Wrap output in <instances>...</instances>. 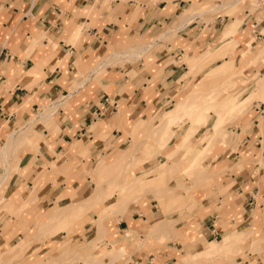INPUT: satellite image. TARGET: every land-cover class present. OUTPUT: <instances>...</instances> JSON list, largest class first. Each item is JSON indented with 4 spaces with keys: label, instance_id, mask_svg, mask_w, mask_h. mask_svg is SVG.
I'll return each mask as SVG.
<instances>
[{
    "label": "crops",
    "instance_id": "crops-1",
    "mask_svg": "<svg viewBox=\"0 0 264 264\" xmlns=\"http://www.w3.org/2000/svg\"><path fill=\"white\" fill-rule=\"evenodd\" d=\"M242 1L0 0V149L57 107L27 133L31 143L23 138L0 160V264H264V97L257 92L264 33L250 0ZM195 57L203 61L191 70L185 58ZM223 63L232 70L207 78ZM231 80L235 87L219 91ZM213 91L217 99L200 109L257 97L226 116L217 137L207 133L218 122L212 111L191 137L167 186L189 189L192 201L183 194L179 207L167 196L164 211L152 191L101 220L123 183L111 186L118 176L110 167L99 176L100 161L133 142L140 151L148 142L147 155L164 161L190 122L159 149L153 119L190 93ZM206 138V176L189 180L183 171ZM97 194L99 206L81 216L52 215ZM163 222L167 233L146 239ZM234 234L243 241L230 257L187 261ZM112 247L123 251L115 260L105 258Z\"/></svg>",
    "mask_w": 264,
    "mask_h": 264
},
{
    "label": "rangeland",
    "instance_id": "rangeland-1",
    "mask_svg": "<svg viewBox=\"0 0 264 264\" xmlns=\"http://www.w3.org/2000/svg\"><path fill=\"white\" fill-rule=\"evenodd\" d=\"M236 1L237 0H231V2H229V4L233 5V4H235ZM250 3L252 6L251 8L254 9L253 13H255V15L257 17V21L259 23H261L263 26V28H262L263 32L262 33H264V0H250ZM238 7L239 6L232 8L229 13L232 14L236 9H238ZM197 61L201 64L203 61V57L201 58V60H198L197 57L185 58V62H187L189 64L191 70H195V67L198 66V65L197 66H191V65L197 63ZM200 68H201V66H200ZM216 70H218L220 72V75L222 76L223 74H226L232 70V64L223 63V65L216 68ZM208 75H207V77H208ZM235 85H236V83L234 82V80H231L230 82L225 84L223 87H221V89L219 91H222L225 89H231V88L235 87ZM257 92H259L264 97V81L263 80L260 81V83L258 84ZM257 92L256 93L253 92L249 96H244L242 98V100H241L242 102H240V104H237V101L239 100L238 96L237 97L230 96L223 103L218 104L217 107H210V108L207 107L205 109H201L202 111H205V113H207V115L205 114L203 116V121H202L203 126L207 123L210 111L216 113L218 116V122L213 126L212 130H209L207 132L208 138L210 135L209 133H211V135H214L215 137H217L218 136L217 134L221 128V125H222L224 118L226 116H229V117L232 116L237 111L242 110L251 101L256 99ZM193 93H195V92H193ZM219 93L220 92L214 93V91H213L212 93H208V94H212V95L216 94L219 96ZM206 98H208V97L205 96V99L204 98L202 100L199 99L198 102H202V101L204 102V100H206L205 101V104H206V103H212L216 100V99L210 100V99H206ZM190 102H191V99L188 101L187 104H189ZM186 108H187V105H186ZM192 109H195V107H192ZM166 112L167 111L163 112L162 114H159L153 120L158 122L159 120L162 119V117L166 114ZM157 125H158V123H157ZM139 127L140 126H137L134 129V132L137 131V129H139ZM208 138H206L204 141L201 142L202 145H204V143L207 142V144H205L207 149H205V153L202 155V161H204V158L207 155L208 151L210 150V146L212 143V142L210 143V141L208 142V140H207ZM27 140L30 141L28 138H27ZM225 140L226 139L220 140V142L224 143ZM30 143H31V141H30ZM132 144H134V142ZM129 152H130V148L122 154V157L123 158L127 157ZM118 158L119 157L116 156L112 161H110L108 159H102L100 161V166H99L100 172L98 175H104V170L109 168V167L113 172L115 170L114 169L115 168L114 162ZM149 160L152 161V164H153L152 166L154 168L160 163V160H158V159L156 160L155 158H150ZM161 160H163V159H161ZM102 164H105V165L102 166ZM199 169H200V171L198 170V172H196L194 174V176L192 174L191 178L189 177L188 179L195 181V179L200 180V179L204 178L206 176V169L202 165ZM131 171L132 170H130L126 174L127 176L125 175L123 177L125 180H128V179H130L136 175H139V173H133ZM170 173L171 172L168 169H164V168H160V167H156L155 169H149V173L141 175L140 180H137L136 182L132 183L133 185L130 188L129 193H127L129 196H127V197L117 196L116 202L112 203L110 207H108V208L104 207L103 209L100 210V212H99L100 219L103 220L106 217H112L117 212H123V210H126V209L128 210L130 205H132V204H137L138 202H142V201L146 202V200L143 199V195L147 194V193H152V191L155 192V194H156L155 197L160 202L163 210L165 209L164 207L168 204L167 203L168 200H166L167 196L170 197L169 199H170V201H172L174 203V205H178V206L182 205V203L185 200L182 197L183 194H186L188 196L189 200L192 201V197L189 194V191H190L189 189H184L181 187L171 188V187L167 186V182H170L171 177H172V176H170ZM92 179H94L93 182H95V184H96L97 179H95L93 176H92ZM118 181H120L119 178H118ZM119 189H120V187H119ZM144 189H146V193L142 192V190H144ZM166 194H168V195H166ZM164 195H166V196H164ZM69 206L71 208L70 207L62 208L63 210L58 208L57 210H54V212L52 214L53 217L56 218V217H59L60 215L69 216V217L81 216V215L87 213L89 210L98 207L99 206V199L96 200V199L91 198L88 201L81 203L79 205H69ZM174 207L176 208V206H174ZM167 226H168V224L166 222H163L162 224H158V225L155 224L154 228H151L149 230V232L146 236V239H148L149 237H152V236H154L160 232L167 233ZM241 241H243L242 235H240V234L239 235L238 234L230 235L228 237H225L221 242H212L210 244V246L208 247V249H206L204 251H198V252L191 253L190 255H187V261L196 262L198 259H201V258L204 259V258L217 256V255H222L224 257H230V255L233 253V249L235 248V246L238 243H240ZM121 252H123V251L122 250L117 251L115 249L111 250L110 254L108 256H106L105 258H107V259L110 258L111 260H115L121 256ZM252 252H255V251H252ZM103 260H104V258L100 261H92V262L86 261V262L88 264H102Z\"/></svg>",
    "mask_w": 264,
    "mask_h": 264
},
{
    "label": "bare ground",
    "instance_id": "bare-ground-1",
    "mask_svg": "<svg viewBox=\"0 0 264 264\" xmlns=\"http://www.w3.org/2000/svg\"><path fill=\"white\" fill-rule=\"evenodd\" d=\"M240 1L241 0H237L235 3H238ZM217 75H220V72L218 70L214 69L212 72H210V74L208 75L207 78L211 79V78H213V77H215ZM199 96H200L199 92L198 93L195 92V93H191L190 95H188V97H186L184 100H180L178 102L179 104L177 103L175 108L167 111L166 114L162 117V119L157 122L158 125H156V129L154 130V133H157L159 135V140H158V143L156 145L158 146L159 149H162L171 140V137L175 133V131L185 121H189L190 122V127L187 130V133L181 136L178 144H176L174 149L172 147L173 150L166 155L164 161L160 162L156 166V167L168 169L171 172L170 176H172L176 172V170L178 171V169H177V167H178L177 161L179 159L181 160L182 158H184V156H185L184 154H186L189 151L190 145H191L190 143H192L191 142V137L194 135L196 130H198L200 127L203 126L202 125L203 116L205 114L207 115V113H205V111H202L200 109L201 108L200 106L202 104H204L206 100H204V102L203 101L202 102H198V100L201 99V98L205 99V96L208 97L206 99H210V100H215L218 97V95H216V94L215 95L214 94L213 95L212 94H206L203 97H199ZM190 99H191V102L189 104H187ZM186 105H187V108H186ZM192 107H195V109H192ZM56 109H57L56 106L53 107V108L45 109L43 112H40L39 117L35 121L33 120V122H31L28 125V127L26 126L27 128H23V129L19 128V129H17L18 131H14V133L11 135L10 142L5 144V146L2 149H0V160L3 161V162H7L8 154L12 151L13 147L16 144H18L23 138H28L27 133H29V131L33 128V125L39 120H44L46 118L49 119L51 114ZM17 134H18V136L16 137ZM195 135H196V133H195ZM173 136H175V135H173ZM155 143H156V141H155ZM145 144H146V146H145L144 150L140 151L139 150V145L136 142H134L132 147H130V152L127 155V157L123 158L122 156H120L117 160L115 159L116 161L114 160L115 161L114 162V166H115L114 169L115 170L112 172V175H118V177H117L116 181L114 180L115 182H113V184L111 186L113 187V185L115 183H117V182L123 183L122 188H120L119 190L116 191V195L117 196H120V197L129 196L127 193H129V190H130V188L133 185L132 183L136 182L137 180H140V176L141 175L149 173V170H147V171L142 172L141 174L136 175V176H134V177H132V178H130L128 180H125L123 178L130 170H133L134 168L141 166L147 160L152 158L151 156L146 155L148 150H149L150 145H149L148 142H146ZM202 147L203 148L200 151L197 152V154L191 160L190 164L183 171V174L186 177H188V178L189 177L191 178L192 174L194 176V174L196 172H198V170L200 171L199 168L201 167L202 155L205 153V149H207L206 145H204V146L202 145ZM165 149H166V147H165ZM137 152H139V155H137L138 157L135 156L137 154ZM182 154L184 155L183 157H182ZM103 165H105V164H102V166ZM6 169H7V167L5 168V170ZM99 176L103 177V175H99ZM6 177H7V175H6ZM118 178L120 179V181H118ZM142 192L146 193V189L142 190ZM166 195H168V194H166ZM166 195H164V196H166ZM92 199L98 200L99 199V194L94 196ZM68 207H70V206H68ZM103 208L104 207H102L101 209H103ZM111 250H114L113 247L110 249V251ZM253 253H255V252H253Z\"/></svg>",
    "mask_w": 264,
    "mask_h": 264
}]
</instances>
